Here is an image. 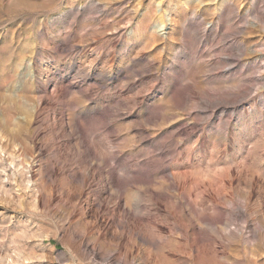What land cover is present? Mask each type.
Returning a JSON list of instances; mask_svg holds the SVG:
<instances>
[{
	"label": "rangeland",
	"instance_id": "374dc122",
	"mask_svg": "<svg viewBox=\"0 0 264 264\" xmlns=\"http://www.w3.org/2000/svg\"><path fill=\"white\" fill-rule=\"evenodd\" d=\"M0 264H264V0H0Z\"/></svg>",
	"mask_w": 264,
	"mask_h": 264
}]
</instances>
